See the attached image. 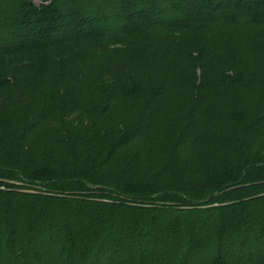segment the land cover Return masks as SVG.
Masks as SVG:
<instances>
[{"label":"trees","instance_id":"obj_1","mask_svg":"<svg viewBox=\"0 0 264 264\" xmlns=\"http://www.w3.org/2000/svg\"><path fill=\"white\" fill-rule=\"evenodd\" d=\"M0 0V264H264V0Z\"/></svg>","mask_w":264,"mask_h":264},{"label":"rangeland","instance_id":"obj_2","mask_svg":"<svg viewBox=\"0 0 264 264\" xmlns=\"http://www.w3.org/2000/svg\"><path fill=\"white\" fill-rule=\"evenodd\" d=\"M35 3H36L37 5H40V4H41V2L38 1V0H36Z\"/></svg>","mask_w":264,"mask_h":264}]
</instances>
